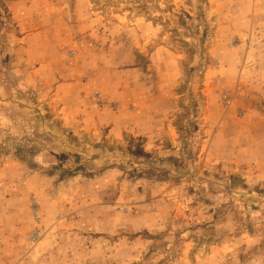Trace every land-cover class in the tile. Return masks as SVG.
Instances as JSON below:
<instances>
[{
    "label": "rangeland",
    "instance_id": "obj_1",
    "mask_svg": "<svg viewBox=\"0 0 264 264\" xmlns=\"http://www.w3.org/2000/svg\"><path fill=\"white\" fill-rule=\"evenodd\" d=\"M0 264H264V0H0Z\"/></svg>",
    "mask_w": 264,
    "mask_h": 264
}]
</instances>
